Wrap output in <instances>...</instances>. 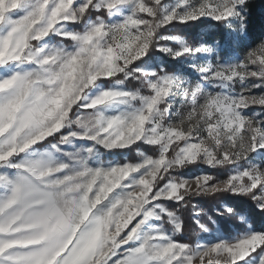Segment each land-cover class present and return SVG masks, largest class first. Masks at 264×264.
Here are the masks:
<instances>
[{"label":"snow or ice","instance_id":"obj_1","mask_svg":"<svg viewBox=\"0 0 264 264\" xmlns=\"http://www.w3.org/2000/svg\"><path fill=\"white\" fill-rule=\"evenodd\" d=\"M252 11L0 0V264H264Z\"/></svg>","mask_w":264,"mask_h":264},{"label":"trees","instance_id":"obj_2","mask_svg":"<svg viewBox=\"0 0 264 264\" xmlns=\"http://www.w3.org/2000/svg\"><path fill=\"white\" fill-rule=\"evenodd\" d=\"M253 37H258L264 32V0H253V11L251 18ZM205 218V221L206 222ZM208 226L211 227L209 224ZM195 239V237H193Z\"/></svg>","mask_w":264,"mask_h":264}]
</instances>
